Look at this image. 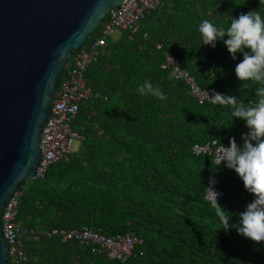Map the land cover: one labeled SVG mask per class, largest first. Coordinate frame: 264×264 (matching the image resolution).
Masks as SVG:
<instances>
[{"label":"trees","instance_id":"1","mask_svg":"<svg viewBox=\"0 0 264 264\" xmlns=\"http://www.w3.org/2000/svg\"><path fill=\"white\" fill-rule=\"evenodd\" d=\"M161 1L136 28L109 37L88 67L86 84L101 96L83 103L72 123L83 138L78 150L20 188L17 219L33 231L24 240L21 264H264V243L220 229L205 199L214 175L225 194L218 202L234 223L253 195L234 171H213V156L192 153L195 144L241 140L244 122H232L226 106L199 104L183 80L161 68L168 54L201 88L254 102L255 85L235 74L242 56L233 60L222 42L214 49L200 47L197 27L208 19L226 28L231 17L264 14V3ZM67 63L59 82L71 67ZM144 80L158 85L167 99L139 96L135 89ZM80 227L109 237L130 234L142 243L120 262L50 233Z\"/></svg>","mask_w":264,"mask_h":264},{"label":"water","instance_id":"2","mask_svg":"<svg viewBox=\"0 0 264 264\" xmlns=\"http://www.w3.org/2000/svg\"><path fill=\"white\" fill-rule=\"evenodd\" d=\"M124 1L0 0V264H7L2 210L35 174L64 66Z\"/></svg>","mask_w":264,"mask_h":264},{"label":"built area","instance_id":"3","mask_svg":"<svg viewBox=\"0 0 264 264\" xmlns=\"http://www.w3.org/2000/svg\"><path fill=\"white\" fill-rule=\"evenodd\" d=\"M161 6V0H125L116 7L109 9L105 17L106 21L100 23L99 35L89 43H84L79 49L71 52L68 59L71 67L66 70L61 82H58L52 95L49 117L42 126L39 140L41 159L31 180L43 178L51 165L67 158L72 152V146L76 141L83 140L72 129V123L76 120L79 108L83 103L101 96L87 86L85 73L90 64L97 60L107 39L115 32L136 28L146 12L155 11ZM158 47L160 48V46ZM161 68L169 69L174 79L183 80L188 85L190 96L199 104L212 103L209 97H211L213 91L198 86L194 79L180 68L179 61L176 58L166 54L165 62L161 65ZM236 142L238 144L242 143L241 140ZM221 146L215 140L203 145L195 144L192 147V153L196 156L211 155L217 165L216 150ZM212 176L214 175L210 177ZM214 179L216 181L214 190L220 193L218 198V201H220L225 194L219 188L215 176ZM211 195L213 194L206 188L205 199ZM20 196L21 192L16 191L6 201L1 214V232L5 241L7 264H21L26 260L24 240L33 233L31 229L22 225L17 219ZM50 233L57 236L63 243L76 241L80 246L89 248L92 254H99L108 260L120 262L126 261L132 255L135 246L142 243V240L130 234L109 237L87 227L68 230L53 229Z\"/></svg>","mask_w":264,"mask_h":264},{"label":"clouds","instance_id":"4","mask_svg":"<svg viewBox=\"0 0 264 264\" xmlns=\"http://www.w3.org/2000/svg\"><path fill=\"white\" fill-rule=\"evenodd\" d=\"M197 31L200 47L214 49L217 42H222L233 60L238 55L242 56L235 67L236 77L241 83L254 84L257 97L247 105L236 96L215 90L209 97L212 103L228 107L232 122L234 119L242 120L246 127V132L241 134L242 143L238 144L235 138H230L227 146L222 144L217 148V168L213 171L221 167L234 171L253 199L232 223L233 214L230 215L218 202L220 193L214 190L216 181L212 176L206 188L213 195L206 200L221 224L220 229L226 233L235 229L246 239L257 244L264 243V14L256 10L240 14L238 18L231 17L226 28L205 19L199 23ZM243 86L248 87L249 84L244 83ZM135 91L141 97H154L161 101L167 99L161 88L150 80L139 83Z\"/></svg>","mask_w":264,"mask_h":264},{"label":"rangeland","instance_id":"5","mask_svg":"<svg viewBox=\"0 0 264 264\" xmlns=\"http://www.w3.org/2000/svg\"><path fill=\"white\" fill-rule=\"evenodd\" d=\"M119 35V32L117 33V32H115L114 34H112L111 36H112V38H116L117 36ZM68 66V63L65 65V68ZM79 142L78 141H76L74 144H73V146H72V151H77L78 150V148H79Z\"/></svg>","mask_w":264,"mask_h":264},{"label":"crops","instance_id":"6","mask_svg":"<svg viewBox=\"0 0 264 264\" xmlns=\"http://www.w3.org/2000/svg\"><path fill=\"white\" fill-rule=\"evenodd\" d=\"M118 33V32H117Z\"/></svg>","mask_w":264,"mask_h":264}]
</instances>
